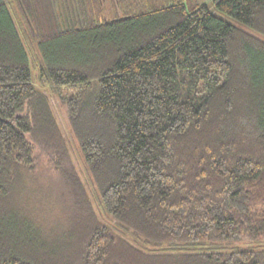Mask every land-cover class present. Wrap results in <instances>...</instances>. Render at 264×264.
<instances>
[{"label": "trees", "instance_id": "1", "mask_svg": "<svg viewBox=\"0 0 264 264\" xmlns=\"http://www.w3.org/2000/svg\"><path fill=\"white\" fill-rule=\"evenodd\" d=\"M79 5L0 0V264H264V0Z\"/></svg>", "mask_w": 264, "mask_h": 264}, {"label": "rangeland", "instance_id": "2", "mask_svg": "<svg viewBox=\"0 0 264 264\" xmlns=\"http://www.w3.org/2000/svg\"><path fill=\"white\" fill-rule=\"evenodd\" d=\"M79 1L80 0H62V16L65 18L64 20L62 19V21L71 22L72 14H70V12L72 11H76V13L79 15V19H81V8ZM189 1H191V3L198 2L199 4H205L209 7L212 13L221 16L226 20L234 22L231 17L217 10V8L213 5V0ZM39 181L44 187L45 192L44 195L40 197L42 205L44 207L46 206L51 211H55L57 215H63L67 217L69 212V197L66 188L45 161H43L42 169L39 173Z\"/></svg>", "mask_w": 264, "mask_h": 264}, {"label": "crops", "instance_id": "3", "mask_svg": "<svg viewBox=\"0 0 264 264\" xmlns=\"http://www.w3.org/2000/svg\"><path fill=\"white\" fill-rule=\"evenodd\" d=\"M48 5L49 8L53 11L56 20L58 21V25L60 27H66V25L68 24V22L62 21V19L64 20L65 18H63L62 16V9H63V3L62 0H44ZM32 9H30L31 11ZM31 13V12H30ZM70 14H72V18H71V22L73 21H79V15L76 13V11H72L70 12ZM30 20L31 17H30Z\"/></svg>", "mask_w": 264, "mask_h": 264}]
</instances>
